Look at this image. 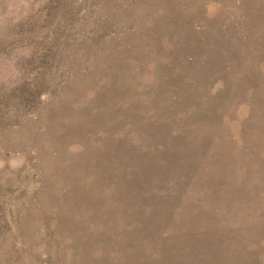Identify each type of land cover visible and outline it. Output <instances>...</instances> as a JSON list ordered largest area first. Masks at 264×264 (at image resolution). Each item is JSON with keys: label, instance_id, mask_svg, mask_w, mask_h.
Wrapping results in <instances>:
<instances>
[{"label": "rangeland", "instance_id": "obj_1", "mask_svg": "<svg viewBox=\"0 0 264 264\" xmlns=\"http://www.w3.org/2000/svg\"><path fill=\"white\" fill-rule=\"evenodd\" d=\"M0 264H264V0H0Z\"/></svg>", "mask_w": 264, "mask_h": 264}]
</instances>
